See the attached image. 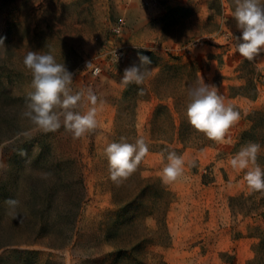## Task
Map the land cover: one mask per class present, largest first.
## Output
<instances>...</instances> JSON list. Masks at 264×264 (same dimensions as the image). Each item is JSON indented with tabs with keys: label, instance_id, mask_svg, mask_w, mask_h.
Instances as JSON below:
<instances>
[{
	"label": "rangeland",
	"instance_id": "rangeland-1",
	"mask_svg": "<svg viewBox=\"0 0 264 264\" xmlns=\"http://www.w3.org/2000/svg\"><path fill=\"white\" fill-rule=\"evenodd\" d=\"M235 6L0 0V264H264V191H252L247 169L229 163L255 142L264 170V53L248 61L235 51ZM115 48L124 59H112ZM29 51L65 64L73 91L85 94L78 111L92 107L89 90L96 95L95 130L77 139L31 120ZM139 54L151 58V75L125 86L123 71ZM86 59L101 65L99 75ZM200 82L240 113L224 143L188 122L189 90ZM138 138L149 153L113 182L105 148ZM171 151L184 171L164 184Z\"/></svg>",
	"mask_w": 264,
	"mask_h": 264
},
{
	"label": "clouds",
	"instance_id": "clouds-1",
	"mask_svg": "<svg viewBox=\"0 0 264 264\" xmlns=\"http://www.w3.org/2000/svg\"><path fill=\"white\" fill-rule=\"evenodd\" d=\"M235 5L232 15L240 35L234 48L244 59L253 61L264 53V5L260 0H235ZM138 60V64L124 69L123 85H141L151 75L152 70L148 67L152 64L151 58L139 54ZM23 64L32 76L28 115L37 126L45 131H56L63 126L77 139L97 128L96 95L89 90L86 98L92 107L83 113L78 111L83 106L85 94L73 91V74L64 63L57 62L50 53L29 51ZM189 97L186 107L189 124L208 139L224 143L228 130L239 122L240 113L231 104H225L215 85L200 82L199 86L189 90ZM260 148L259 143L248 142L229 161L233 169H247L244 180L252 191H264V170L257 163ZM148 153L149 146L143 138H138L135 143H110L105 148L110 179L116 183L128 179ZM183 171V157L171 151L161 180L164 184L175 182Z\"/></svg>",
	"mask_w": 264,
	"mask_h": 264
},
{
	"label": "built area",
	"instance_id": "built-area-1",
	"mask_svg": "<svg viewBox=\"0 0 264 264\" xmlns=\"http://www.w3.org/2000/svg\"><path fill=\"white\" fill-rule=\"evenodd\" d=\"M144 2L146 4H149L152 2V0H144ZM114 32L116 34H119L121 33L122 31V20L120 23L116 24L113 28ZM124 56H125V52L123 50H121L120 48H115L112 52H111V57L113 60L115 61H119V60H122L124 59ZM118 58V59H117ZM85 66L87 68H89L92 72V74L94 75H99L101 73V70H102V67L100 64L94 62L92 59H86L85 60Z\"/></svg>",
	"mask_w": 264,
	"mask_h": 264
},
{
	"label": "trees",
	"instance_id": "trees-1",
	"mask_svg": "<svg viewBox=\"0 0 264 264\" xmlns=\"http://www.w3.org/2000/svg\"><path fill=\"white\" fill-rule=\"evenodd\" d=\"M250 81V79H248V82ZM243 95H249V94H243ZM251 96H252V94H251Z\"/></svg>",
	"mask_w": 264,
	"mask_h": 264
}]
</instances>
